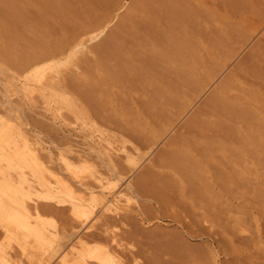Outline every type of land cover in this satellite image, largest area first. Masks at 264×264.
Here are the masks:
<instances>
[{
    "label": "bare ground",
    "instance_id": "1",
    "mask_svg": "<svg viewBox=\"0 0 264 264\" xmlns=\"http://www.w3.org/2000/svg\"><path fill=\"white\" fill-rule=\"evenodd\" d=\"M118 1L0 0V57L5 64L20 72L40 60L63 52L72 41L79 38L74 43L77 47L78 43H84V36H80L86 29L103 27L109 21ZM206 2L132 0L115 26L102 39L92 44L93 47L84 50L86 54L92 51L90 53L95 56L82 54L81 65L84 70L80 69L84 72L80 71L81 75L71 71L73 74L63 75L55 80L51 75L46 76L43 69L39 72L35 69L31 73L34 70L32 67L28 69V73L30 76H37L38 80L44 79L48 88V85L53 87L57 81L56 88L61 83L59 88H65L63 85H66V88L74 89L73 92L79 94L77 100H80H75V104H78L74 109L79 106V114L87 113L92 119L95 117L90 116L93 112L105 120H111L114 125L112 127L119 129H116L119 134L123 133V136L120 135L123 138H118L130 141L132 145H129L134 153V150H139L135 155L139 159L156 137L164 133L186 109L195 94L214 76L217 68L234 53L236 44L251 34L254 27L244 23L246 13L254 15L258 23L264 21V0H218L216 3L213 0L214 4L211 0H208L209 4ZM210 2L216 5L210 6ZM30 76L29 79L32 78ZM40 93L42 92L38 95ZM69 95L73 97L72 94ZM180 128L182 129L178 128L166 145L139 171L134 182H129L124 190H119L112 198L110 195L115 192V183L102 182L101 172L99 175H90L89 178L74 174L75 178L70 180L56 178L60 183L53 184L46 177L44 179L42 174L37 173L43 178L39 179V175L36 178V173L33 174L36 167L32 166L35 171L31 169L30 176L33 175L37 180H31L36 186H42L41 190L38 188L40 192L35 191L38 195L36 194V199L32 198L33 202L20 197V191L16 190V193V188H13L20 186V182L22 186L23 179L19 183H12L14 190L7 192L9 196L12 194L10 201H6L8 198L5 195L0 196V217L3 218H0V234H3V239H17L22 252L30 237L42 242V247L48 243V249L44 245L43 251H48L44 252L43 258H54L57 264H208L207 258L210 255L206 257V246L188 241L186 232L193 236L211 230L235 233L243 228L241 207L248 202L258 206L260 216L264 217V38L245 54L235 69L226 74ZM15 140L13 141L16 142ZM6 148L4 152L9 151ZM8 151L5 154L12 159ZM0 152L4 154L1 149ZM3 156L0 157V162H7V157ZM64 158L65 156L62 158L64 163L71 161ZM108 160L106 162H114V159ZM5 162H2L3 165L7 164ZM114 163L117 167V161ZM115 167L109 166L118 178L119 169ZM4 169L6 172L0 170V182H3L4 187L5 182L10 187L9 178L14 176V180H20L23 173L26 175L23 171L18 175L22 169H18V174L15 172L17 170L10 169L16 176L11 173L9 177L7 168ZM40 169L42 172L43 168ZM40 169L37 168L39 172ZM48 169L44 168L50 174L52 172L51 176L54 175L55 171ZM32 181L28 178L29 183ZM26 184L23 183L24 186ZM2 185L0 184V188L6 189ZM33 186L35 185L31 187ZM23 190L25 189L22 192ZM26 192L29 193L27 190ZM65 193L68 196L65 197ZM129 193L147 197L154 202L155 207L146 202L139 203L134 213L119 212L118 208L121 206L112 202H117L120 199L118 196L130 195ZM240 196L245 199L242 200V205L236 201ZM55 201L61 202L60 205ZM57 206L56 211L61 210L63 216L61 221L65 220L64 224L61 223V228L50 232L52 229L49 227L50 230L47 231L42 219L43 223L39 226L29 223L31 212L38 217L42 211H52ZM155 208L161 215L177 221L180 228H141L138 218H149ZM96 209H102L100 217L96 216L99 222L95 216L94 221L90 218L89 222L88 217ZM122 219L132 223V227L124 229V234L110 228L112 223H120ZM64 237H67L64 242L72 238L62 246ZM129 239L132 241L127 244ZM6 241L3 245L0 244V264H20L21 260L16 262L19 252L12 250L14 247H7L11 243ZM4 244L7 246L4 247Z\"/></svg>",
    "mask_w": 264,
    "mask_h": 264
},
{
    "label": "rangeland",
    "instance_id": "2",
    "mask_svg": "<svg viewBox=\"0 0 264 264\" xmlns=\"http://www.w3.org/2000/svg\"><path fill=\"white\" fill-rule=\"evenodd\" d=\"M131 1L132 0H119L117 7H115V9L113 10V12L110 16L109 21L103 27L97 26V27H93L92 29L88 28V29H86L87 31L85 30V32H83L81 34L82 36H80V37H83V36L85 37V38L83 37L84 43L80 42V43H78L79 45L77 44L78 46L75 47L74 43L78 42V40H79V38H77L76 40L72 41L70 46H68V48H66L63 52H61V53H59L53 57L46 58V59H43V60H40V61L34 63L32 66H30V67L34 68V70H32L30 72L34 73L33 71H35V69H38V72H39L40 70L43 69L45 71V73H47L46 76L47 75H49V77L52 76V79H55V80H56V78H59L63 75L73 74L72 73L73 71L75 73H77L78 75H81L84 72V71H81V69L84 70L83 69L84 66L81 65L82 64L81 59L83 58V57L81 58V56H84L82 54H85V55H87V54L92 55L93 54L92 56H95L94 53H90L92 51H89L86 54V52L84 50H86L87 48L93 47L92 44H95L96 42L99 41V39H102V37H104L115 26V24L117 23V21L120 18L121 13H123L124 11H126L128 9ZM204 1L206 2V0H204ZM212 1L213 0H211V2ZM216 1H218V0H214L215 3H216ZM211 2H210V6H212L214 4L213 2H212L213 4ZM206 3L209 4L208 0ZM215 5H213V6H215ZM33 10L35 11V9H33ZM243 20H244V23H246L247 25H251L254 27L252 29L251 34L248 36V38H246L245 40H242L236 44V48H235L234 53L226 59L224 64L220 65L217 68V71L214 74V76L205 84V86L197 94H195V96L188 103V106L186 107V109L172 122V124H170V126L168 127V129L164 133H162L161 135L156 137L155 141L152 142V144L150 145V147L148 149H146V153L139 159L135 157V155H137L139 150L138 151L134 150L135 151V153H134L133 149H131L132 146H130V145H132L131 142L128 140L127 141L125 140L126 142H128L126 145V142L124 140L120 139V138H123L120 136V135L123 136V133L119 134L120 132L117 131L119 129L113 128L114 125H113L111 120H108V119L105 120L104 118H102V117H100V116H98L92 112V114H90V116L91 115L93 117L95 116L93 118L94 119L93 120L91 117H89V114L87 116V113H85L84 115H83V112H82V114L81 113L79 114V112H80L79 106H78V109L76 107L77 110L74 109L75 105L78 104V103L75 104V102L79 100V99L77 100V98H79V94H76L75 92H73V91H75L74 89H72V88L69 89V87L66 88V85H63V84L62 85L65 86V88L64 87H63L64 89L62 87L59 88L58 85L61 83H58V85H57L58 90H57V88H56L57 81H56V83L54 82L53 87L48 85L49 86V88H48L45 86L46 82H44V79L43 80L41 79L44 82V85H43V83L41 82L40 79L39 80L36 79L37 76L35 77V75L33 76V74H31V76L29 75L30 73H28V69H31L30 67H27L26 70H25V68L21 69V71L19 72L18 69L14 70V68L12 66L5 64L4 60L2 61V57H0V131H2V133H3L2 134L0 132L1 139H2V140L0 139V142H1L0 146L3 147V149L1 147H0V149H1V151L4 152V148H6V146L8 145L7 146L8 148H6V149H9V151L8 150L7 151L10 155H12V159H10L11 156L9 158V155L7 156L5 154V153H7V151L4 152V154H0V155L1 156L4 155L3 157H7L8 161H9V159H10V161L13 160L12 162H10V161L5 162V160H3L2 161L3 163L4 162L7 163L6 165L4 164L5 167H3L4 166L3 163L0 162V164L2 163L0 165V170L4 171V170H6L4 168H7V172L9 174L8 175L9 177L11 176L10 175L11 173H12V176L13 175L16 176V174H18V171H19L18 169H22V170H20V173L18 174L19 176H20V174H22L21 171L26 172V175H25V173H23V178H22V176H21V178L19 176H17V178L19 177L20 180L19 179L14 180V179H16V177H14V176L11 177L12 179L9 178L10 181L8 179V181H9L8 186L10 185L11 188L7 187V182H5L6 187H4L3 186L4 184L2 185L3 182L1 181L2 183L0 182V184L3 186V188H6V189L2 190V188H0V190H1L0 196L3 197L5 195V198L6 199L8 198V200H6V201H10L12 199L11 198L12 194H10V196H11L10 197L9 193H7V192L13 191L14 190L13 188H16L15 191L19 190L20 193L22 194V195L19 194L20 197L21 196H22V198L25 197L27 199V201L30 200V202L31 201L33 202L32 198L34 197L33 199H36V197L38 195L37 192H35V191L40 192V190H41L40 188H42V186L39 185L40 184L39 182H38L39 184H37V185H39L40 187L36 186V184H35V182H36L35 180H37L36 176H38L39 174H42L44 179L47 178V180L48 179L51 180L50 182H52L53 184H58L60 182L56 178H61L60 180H64V181L74 179L75 176H77V177L80 176L81 178L82 177L83 178H86V177L89 178L90 175L94 176V174L96 175V173L99 175V172H101L100 173L101 179L103 178V180H104V181L101 180L102 182L107 181L105 183H112V182L115 183V186H114L115 192L113 195H110V198L114 197L115 193H118L119 190H124L128 186L129 182H134L139 171L141 169H143L144 166H146V163H148L151 160L152 156L157 154L166 145L168 139L175 132L178 131V128H179V130L183 128V127L180 128V126L185 122L186 118L188 116H190V114L193 111H195L197 109V107L200 106V104L205 99V97H207L213 91V89L221 82V80L226 76V74L231 72V70L235 69L238 66L239 62L242 60V58L245 56V54L248 53L256 45V43L258 41H260V39L264 38V21L258 23L256 21L255 16L250 14V13H246ZM72 47H75V49H72ZM83 52H85V53H83ZM51 62H53V63L51 64ZM78 68L79 69L81 68V69L78 70ZM73 69L78 70V71H75ZM80 71L82 72L81 74H80ZM26 74H28V75H26ZM25 75H26V77H25ZM28 76L32 77L33 79L32 78L29 79ZM27 78H28V80H27ZM59 86H61V85H59ZM66 89L67 90L69 89V90L67 91ZM39 92H42V93H40V95H38ZM46 93H47V95H46ZM57 93H58V95H57ZM74 93L76 94V96L74 95ZM42 94H44V95H42ZM66 94L68 96H66ZM69 94H72L74 98ZM69 96H70V98H69ZM6 98H7V100H6ZM67 98H69V99H67ZM73 99H74V101H73ZM35 101H37V102L35 103ZM17 102H19V103H17ZM32 104H33V106H32ZM9 108H11V111L9 110ZM7 110L10 111L11 114ZM24 111H26V113ZM6 114H7V116H6ZM19 116H20V119H18ZM84 116H87V118ZM4 117H5V120L3 121ZM97 117L100 119H98ZM101 118L104 120H102ZM63 119H64V121H62ZM66 119H67V121H66ZM97 119H98V122L96 124L95 121ZM23 120H24V122H22ZM19 121H21V122L19 123ZM25 121H26V123H25ZM33 121H35V122L37 121V122L35 123ZM99 121H100V123H99ZM102 122H103V125H102ZM51 123H52V125H50ZM107 123L109 125H107ZM35 124H36V126H35ZM53 124L55 126H53ZM23 129L26 132H24ZM21 131L23 132L22 134H21ZM117 133H118V136H117ZM2 135H4V136H2ZM2 137L5 139V142H3L4 139ZM111 137L113 138V140ZM118 137H120V138H118ZM115 138H117V140ZM6 139H7V141H6ZM104 139H106V140H104ZM11 140H12V145H11ZM13 140H15L16 142H14ZM119 140H120V142L121 141L122 142L121 143L118 142ZM105 141L107 142V144ZM25 142H27V143H25ZM5 143H7V144L5 146H3L2 144H5ZM8 143H10V144H8ZM16 144H17V147H18V145H19V147H21L22 151L20 150L19 147L18 148L16 147ZM53 144H54L55 148L52 147ZM91 145L93 147L90 148L89 146H91ZM96 145L98 147H96ZM9 146H11V148L14 146L15 147L11 149V148H9ZM32 146H34V147H32ZM57 146L59 149L57 148ZM114 147H116V148H114ZM140 148H141L140 150H142V147H140ZM17 149H19V150H17ZM14 150H16V152ZM124 150H125V152H124ZM60 151L62 153L61 156L59 155V154H61ZM77 151H79L80 155L81 154L82 155L80 156L79 152H77ZM18 153L20 154V156H18L19 155ZM87 153H89V154H87ZM83 154H85V155H83ZM86 155H88V156H86ZM111 155H113L114 157ZM63 156H65L66 160L69 159V161L70 160L71 161L70 162L65 161L66 163L68 162V164L64 163V161L62 159ZM110 156L112 157V159L110 158ZM36 157H37V159H36ZM48 157H51L52 159H50ZM65 158H64V160H65ZM108 158H110V159L108 160ZM15 159H17V160H15ZM107 160L108 161L113 160L114 162L117 161L116 166L117 165L118 166L115 167L114 162L113 163L106 162ZM72 161H74V162L72 163ZM20 163H21V165H20ZM106 163L108 166L106 165ZM121 163H122V165H121ZM57 164H58V167H57ZM7 165H9V166H7ZM39 165L41 167H39ZM110 165L114 166L116 169H119V170H117L118 171V178H116V176L110 170V168H109ZM32 166H34V168L36 167L35 168L36 172H34V173H33V170L35 171V169ZM59 166H61V167H59ZM66 167L69 169L67 170ZM37 168L38 169L43 168L42 172H41V169L39 172V170H37ZM44 168H47V169L50 168V171H51V169L53 172L55 171L54 175L51 176L52 172L50 174V172L44 170ZM10 169H12L13 171L17 170V171H15L16 174H13V171ZM31 169H33L32 170L33 174L36 173L34 175L36 177L35 179L33 178V175L30 176ZM57 169L59 171H57ZM60 169H62V170H60ZM43 170H44V173H43ZM107 170L110 171L111 173H108ZM62 171L64 174L62 173ZM65 171H67L68 174ZM71 171H74V173ZM4 172H6V171H4ZM75 172H77V173H75ZM37 173H39V174H37ZM59 173H61V176ZM43 174H45V176ZM102 174H103V176H102ZM25 176H26L25 179L27 181L24 179ZM39 176H41V175H39ZM42 176L39 177V179L43 178ZM53 176H54V179L52 178ZM28 178L30 181H32L34 179L33 181H35V182L32 181L29 183ZM107 178H110V179H107ZM21 180H22V186H24L23 183L24 184L27 183L28 186L26 184L24 186L25 188L22 187L21 182H20ZM18 181L20 182V186L19 185H17V187L13 186L12 183L15 184ZM29 184H32V185L34 184L35 186L31 187L32 185L29 186ZM12 186H13V188H12ZM18 186L20 189L18 188ZM36 187H37V189H35ZM32 188L35 190H33ZM22 189H25V190H23V192H22ZM26 190L29 191V193L26 192ZM30 190H33V191L31 192ZM15 191H14V193H15ZM16 193H17V191H16ZM2 194H3V196H2ZM129 194L130 195L122 194L121 196H124V198L121 196H118V198H120V199L117 202H116V200L114 202H112L119 207L121 206L120 208H118V209H120L119 212H121V213H126V212L134 213L135 212L134 210H136L135 207H138V205H140L141 203L150 202L152 205L154 204V202L149 200L147 197L145 198L144 196L139 195V194L138 195L137 194L133 195V193H129ZM66 195L67 194L65 193L64 196L66 197ZM242 200H245V199L241 196L239 197V199L238 198L236 199L237 202H239V203L241 202L240 203L241 205L244 203V201H242ZM133 201L137 202V204ZM8 203H10V202H8ZM54 203H57V202L55 201ZM60 203L58 202L57 205L58 204L60 205ZM155 205H157V204L155 203ZM247 207H249V209ZM257 207L258 206H256L253 203H250V202H248L246 206H245V204L242 205L241 214H243L242 216L244 217L243 218L244 224L242 226L243 228H241L240 230H238L237 232L232 233V234H231V232H225L224 233L222 231L221 232L220 231L215 232L214 230H211L205 234L193 236V235H189L185 231L184 228H181V229L184 232H186L188 241H190L191 243L196 244V245L199 243L198 245L202 244L201 246H206L205 248L208 249V252L206 251V253H207L206 257H208L210 255L207 258L208 264H264V223H262V222H264V217L260 216ZM56 209H58V206H57V208H55L52 211L49 209L44 210L45 212L42 211L40 213V216H38L39 219L35 215L34 212H31L32 216L30 215L29 216L30 218L28 217V219H30V221H31V222L29 221V223L31 225H34V226H39V225H42V223L44 222L43 225H46L45 227L48 229L47 231L50 230L49 227L52 229V230H50V232L55 230V229L61 228L60 227L61 223L64 224L65 220L62 218L64 223L61 221V216H62L61 210H59V211L57 210L58 211L57 212ZM96 210L93 213H91L90 216L88 217L89 222H91L90 218H92L94 221V216H95V219H97V217L98 218L100 217L99 215L101 214L100 212L102 209H98L97 211ZM154 210H156L157 212L155 211L156 212L155 213ZM154 210L152 211L153 213L152 212L150 213L149 218H144V219L138 218V223L140 222L139 225L141 226V228H142V226L144 229H146V228L150 229V228H154V227L156 228V227H160V226H163V227L168 228V229L169 228L170 229L180 228V225L177 223V221L170 219V217L167 215H161L160 212L156 208ZM108 211L110 212L111 210H108ZM246 211H247V213H246ZM69 212H70V210H69ZM33 215L36 216V218ZM0 218H2V217H0ZM33 218H35L34 221H33ZM9 219H10V217H9ZM37 219H38V222H37ZM41 219L43 222L41 221ZM97 221L99 222V219H97ZM97 221H95V223ZM37 223H40V224H37ZM56 224H57V226H56ZM131 224L132 223L127 221V219H125V221H123V219H122L120 223H119V221L112 223L110 225L111 226L110 228L113 230L115 228L114 231L122 232L124 234V229H126L128 227L129 228L132 227ZM151 224H152V226H151ZM2 235L3 234H0V244L1 245H3L2 243H4L6 241L5 240L6 238L3 239L4 236H2ZM214 235H215V237H214ZM66 238L67 237L63 238L62 246H64L65 243L68 240H70L72 237H70L68 240H66V242H64ZM2 239H3V241H2ZM10 240H12V241L10 242ZM10 240H7L6 242L9 241V243H11V244L8 246L4 244V247L7 246L11 249H12V247H14L12 250L19 252V254L16 255V262H19L21 260L19 262L20 264H24V263L25 264H57V263H55L54 258L49 259V260L46 258H43L44 257L43 254L45 255L44 252L48 251L47 250L48 249V245H47L48 243L44 244V242H43V244L45 246L47 245L46 251H43L45 249V246L43 245V247H42V245H41L42 242L39 243L35 240L34 237H30V239L28 238V240H27V245H26V249H25L26 252L24 251L25 252L24 253L21 251L22 250L21 244L18 243L17 239H14V240L10 239ZM229 240H231L232 243ZM131 241H132V239L131 240L129 239L126 242H127V244H130ZM133 241L135 242V240H133ZM216 241H219V242H216ZM9 243H7V244H9ZM137 243H138V240H137ZM207 244H209V245H207ZM235 244H237V245H235ZM234 248H236V250H238V251L237 252H236V250L234 251ZM21 253H22V255H21ZM41 257L43 259H41ZM18 258H19V260H18Z\"/></svg>",
    "mask_w": 264,
    "mask_h": 264
}]
</instances>
